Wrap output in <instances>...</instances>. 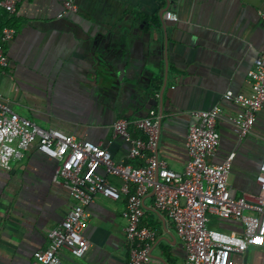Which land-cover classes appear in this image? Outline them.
Listing matches in <instances>:
<instances>
[{"label":"crops","instance_id":"0c3cea01","mask_svg":"<svg viewBox=\"0 0 264 264\" xmlns=\"http://www.w3.org/2000/svg\"><path fill=\"white\" fill-rule=\"evenodd\" d=\"M65 1L21 0L13 14L0 7V33L5 27L15 31L5 46L8 66L0 68V96L9 106L43 129L99 143L115 161H129L130 143L113 134V122L152 112L160 129L147 152L183 172L191 112L218 105L219 144L209 161L232 155L230 193L255 202L264 107L251 131L239 137L233 119L244 107L223 94L251 93L247 72L264 51V12L244 0H72L76 12L60 16ZM165 8L178 21L166 20ZM57 165L33 144L10 169L0 168V264H36L48 231L71 208L69 190L53 181ZM108 180L121 184L116 177ZM126 199V194L118 200L98 196L87 206L83 234L90 245L79 257L62 249L65 264H129ZM143 206L142 225L157 233L150 247L154 264H184L182 240L155 207L152 192L143 197ZM208 225L241 231L238 223L215 215ZM232 257L237 264H264V245L252 244L244 255Z\"/></svg>","mask_w":264,"mask_h":264},{"label":"built area","instance_id":"2783aa9c","mask_svg":"<svg viewBox=\"0 0 264 264\" xmlns=\"http://www.w3.org/2000/svg\"><path fill=\"white\" fill-rule=\"evenodd\" d=\"M20 2L0 0V7L13 14ZM76 10L74 2L66 0L60 16ZM164 18L178 21L177 14L170 10L164 12ZM14 33L12 27H5L0 33L1 69L8 66L5 46ZM247 76L250 94L232 90L223 94L226 100L244 107L233 119L239 137L251 131L257 113L264 107V51L258 65ZM220 112L218 105L191 112L194 121L189 124L185 137L188 158L184 171L177 172L147 152L153 147L159 128L152 112L143 118L119 117L113 122V134L130 143L129 161H115L111 152L99 143L66 135L57 129H43L19 115L0 96V168L10 169L12 160L21 159L35 144L41 155L58 161L53 181L67 188L73 200L65 218L48 231L47 245L38 253L36 264H65L59 255L62 249L77 257L87 251L90 244L83 234L88 221L86 208L98 196L118 200L127 195L122 216L127 222L129 264H154L150 247L157 233L142 225L143 197L148 192H152L155 207L166 214L182 240L186 252L184 264H237L233 254L244 255L252 244L264 245V158L256 175L259 193L255 202L247 201L244 196L233 197L229 190L232 155L220 163L209 161L219 144L216 126ZM131 160H140L142 164L134 165ZM108 176L119 178L121 184L114 185ZM247 209L255 214L245 213ZM211 215L238 223L241 231L229 233L210 227Z\"/></svg>","mask_w":264,"mask_h":264},{"label":"water","instance_id":"95a60500","mask_svg":"<svg viewBox=\"0 0 264 264\" xmlns=\"http://www.w3.org/2000/svg\"><path fill=\"white\" fill-rule=\"evenodd\" d=\"M246 2H249L255 6H257L258 8H260L263 12H264V0H244ZM167 8H165L164 11H166ZM163 21V20H162ZM168 71L166 70L165 71V82H164V85H166V82H167V73ZM159 129H160V124H159Z\"/></svg>","mask_w":264,"mask_h":264},{"label":"rangeland","instance_id":"374dc122","mask_svg":"<svg viewBox=\"0 0 264 264\" xmlns=\"http://www.w3.org/2000/svg\"><path fill=\"white\" fill-rule=\"evenodd\" d=\"M220 221H222V222H227V221H225V220H220Z\"/></svg>","mask_w":264,"mask_h":264}]
</instances>
